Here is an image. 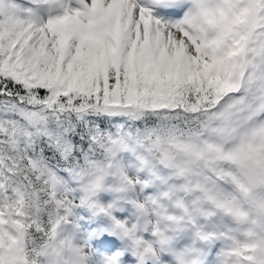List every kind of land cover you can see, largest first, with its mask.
Here are the masks:
<instances>
[{"label":"snow or ice","instance_id":"1","mask_svg":"<svg viewBox=\"0 0 264 264\" xmlns=\"http://www.w3.org/2000/svg\"><path fill=\"white\" fill-rule=\"evenodd\" d=\"M0 264H264V0H0Z\"/></svg>","mask_w":264,"mask_h":264}]
</instances>
